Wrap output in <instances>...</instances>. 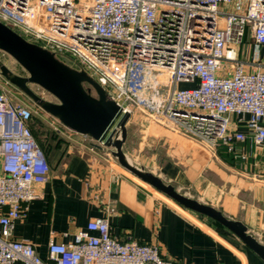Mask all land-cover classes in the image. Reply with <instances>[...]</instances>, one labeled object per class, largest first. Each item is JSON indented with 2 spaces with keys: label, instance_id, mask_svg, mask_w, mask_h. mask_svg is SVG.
<instances>
[{
  "label": "built area",
  "instance_id": "1",
  "mask_svg": "<svg viewBox=\"0 0 264 264\" xmlns=\"http://www.w3.org/2000/svg\"><path fill=\"white\" fill-rule=\"evenodd\" d=\"M0 23L84 71L124 111L169 122L205 150L235 154L247 138L264 144V0H0ZM247 40L250 62L240 59ZM18 91L0 87V264H176L157 244L113 238L107 216L71 242L50 240L45 258L13 237L49 174L31 130L43 110ZM40 117L59 138L94 143Z\"/></svg>",
  "mask_w": 264,
  "mask_h": 264
},
{
  "label": "crops",
  "instance_id": "2",
  "mask_svg": "<svg viewBox=\"0 0 264 264\" xmlns=\"http://www.w3.org/2000/svg\"><path fill=\"white\" fill-rule=\"evenodd\" d=\"M253 55L252 41L247 40L240 59L250 62ZM259 58L264 61V47ZM31 130L45 153L48 180L35 187L38 198L28 203L26 217L14 223L13 237L33 244L41 258L50 240L71 242L90 220L107 216L113 238L157 244L163 258L176 264H264L224 227L126 174L106 149L77 143L80 136H72L75 142L59 138L44 117ZM239 131L246 132L243 127ZM129 141L128 134L126 145ZM206 151L210 155L184 144L180 165L174 166L171 157L161 158L159 151L148 152L145 163L135 164L242 223L264 244V144L255 146L247 138L235 144V154L222 147Z\"/></svg>",
  "mask_w": 264,
  "mask_h": 264
},
{
  "label": "water",
  "instance_id": "3",
  "mask_svg": "<svg viewBox=\"0 0 264 264\" xmlns=\"http://www.w3.org/2000/svg\"><path fill=\"white\" fill-rule=\"evenodd\" d=\"M0 51L8 54L26 72L12 73L0 65V75L25 94L44 112L69 130L89 137L93 147L106 149L116 163L139 181L169 198L177 205L204 216L236 236L249 250L264 260V244L257 241L240 222L219 210L180 193L173 185L136 165L128 156L127 123L130 114L113 102L105 91L84 71H77L56 59L50 52L31 44L0 23ZM28 85H36L56 102L38 97Z\"/></svg>",
  "mask_w": 264,
  "mask_h": 264
},
{
  "label": "rangeland",
  "instance_id": "4",
  "mask_svg": "<svg viewBox=\"0 0 264 264\" xmlns=\"http://www.w3.org/2000/svg\"><path fill=\"white\" fill-rule=\"evenodd\" d=\"M0 65L5 66L16 75H27L26 72L15 62L13 58H11L8 54L2 51H0ZM28 86L36 95L42 93L43 99L48 101L54 100L53 96H51L46 91L43 92V89L39 88L38 86ZM0 87L6 92L9 90L15 92L16 88L14 86H11L1 75ZM19 91L18 93L20 98L29 100V98L25 94ZM40 112L41 111H38L34 115L33 122L36 126H38V122L41 119L40 116L42 115L43 111L41 113ZM127 132L129 134L130 141L125 146V150L130 155L129 158L134 163H145L146 161L143 156H146L148 152L154 153V151H159V156H161V158L164 156L171 157V163H173L174 166L180 165L183 157L182 155H180L179 152L182 150V146L184 144L191 145L197 151L205 152L206 154L210 155L200 144L191 139L185 138L180 133H178L177 129H175L173 124L164 120H160V118H153L151 116H148V114L138 109L132 110V113L130 114V119L127 123ZM185 139L188 140L190 143H187ZM168 152L169 154H167ZM162 162L163 161L161 160V163ZM119 168L129 176L135 178L133 175L125 171L122 167L119 166ZM148 188L151 189L153 192L155 191L149 186Z\"/></svg>",
  "mask_w": 264,
  "mask_h": 264
}]
</instances>
